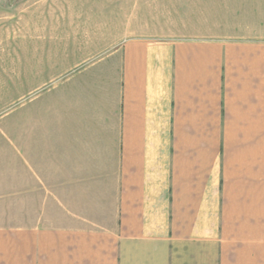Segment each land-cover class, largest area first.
<instances>
[{
	"label": "crops",
	"instance_id": "0c3cea01",
	"mask_svg": "<svg viewBox=\"0 0 264 264\" xmlns=\"http://www.w3.org/2000/svg\"><path fill=\"white\" fill-rule=\"evenodd\" d=\"M75 5L33 30L0 264H264V0Z\"/></svg>",
	"mask_w": 264,
	"mask_h": 264
},
{
	"label": "rangeland",
	"instance_id": "374dc122",
	"mask_svg": "<svg viewBox=\"0 0 264 264\" xmlns=\"http://www.w3.org/2000/svg\"><path fill=\"white\" fill-rule=\"evenodd\" d=\"M17 1L0 0V20L4 19L0 21V198H5L0 205H11L7 203L12 200L16 166L19 172L27 156V142L22 145V156L18 151L19 140L25 137L27 141L30 100L33 97L31 91L36 86L28 77L29 48L37 42L57 45L60 43L62 29L76 27V24L65 23L63 18L67 11H75V0L69 3L48 0L41 8L39 6L35 9L30 2L19 4L22 9L8 8L16 6ZM39 29L46 40L36 42L33 30ZM15 63H19L20 71L23 72L20 77L13 76Z\"/></svg>",
	"mask_w": 264,
	"mask_h": 264
}]
</instances>
